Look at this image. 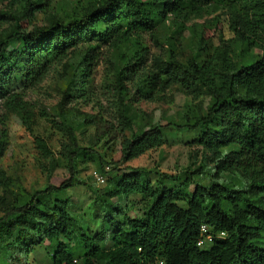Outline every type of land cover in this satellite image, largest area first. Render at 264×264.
Masks as SVG:
<instances>
[{
  "label": "trees",
  "instance_id": "1",
  "mask_svg": "<svg viewBox=\"0 0 264 264\" xmlns=\"http://www.w3.org/2000/svg\"><path fill=\"white\" fill-rule=\"evenodd\" d=\"M50 3L39 0L46 8ZM35 4L26 0L20 16L7 14L14 23L0 35V97L6 108L24 112V102L9 92L11 87L40 80L51 65L77 52V65L56 107L68 130L62 149L69 176L20 201L0 199V251L12 259L14 253L44 247L49 264H264V0H101L66 22L56 19L27 29L22 21ZM207 8L226 10L234 41L258 52L249 62L237 64L226 45L212 53L200 51L186 62L173 57L155 61L154 69L140 74L128 59L114 77L122 94L126 81L139 74L134 88L142 97L151 96L157 85H176L186 95L207 99L204 109L182 122L148 126L134 125L130 108L121 101L123 161L178 135L198 147V156L192 154L173 174L128 165L107 172L97 151L78 144L66 123L65 101L83 96L101 47L153 33L168 15L183 28ZM79 115L82 124L95 128L94 145L111 141L110 128L98 117ZM2 137L0 160L6 149ZM35 144L50 156L41 140ZM84 156L96 159L109 176L101 190L93 191L88 210L79 213L71 208L68 190L89 187L74 169ZM134 204L140 207L132 214ZM202 226L213 238L198 246Z\"/></svg>",
  "mask_w": 264,
  "mask_h": 264
},
{
  "label": "rangeland",
  "instance_id": "2",
  "mask_svg": "<svg viewBox=\"0 0 264 264\" xmlns=\"http://www.w3.org/2000/svg\"><path fill=\"white\" fill-rule=\"evenodd\" d=\"M26 0H5L0 3V35L14 23L7 14L21 15ZM22 21L27 29L44 26L52 20L63 22L80 15L89 5L101 0H51L49 7L39 5V0ZM231 48V58L239 63L249 62L258 52L240 46L234 41V34L228 27V16L224 8L203 9L200 15L191 16L179 28L173 17L168 15L160 22L153 33L133 36L116 45H105L99 49L94 60L90 83L83 96L65 101L66 123L74 129L77 142L81 147L97 151L107 172L111 168L126 165L146 167L173 174L185 167L192 154L199 153L196 146L188 144L181 137L171 140L157 149L130 161H123L119 150L120 131L119 110L121 101L133 114V124H164L166 121L182 122L192 112L204 109L207 99L184 94L180 87L157 85L151 96L135 93L134 83L137 75L154 69L155 61L168 60L170 57L186 62L198 52L212 53L215 47ZM239 45V46H238ZM78 54L73 51L66 60L51 65L40 80L25 84L17 83L9 92L19 94L25 104L24 112H15L4 106L0 97V133L5 141V152L0 160V199L6 196L10 201L28 197L33 191L47 184L58 185L69 176L67 160L63 155L62 144L68 143V130L56 116V107L62 98L66 83L77 65ZM135 64L139 74L126 81L127 92L119 88L115 72L127 60ZM79 114L98 117L103 125L110 128L111 141L103 146L94 145L95 128L82 124ZM125 136L128 135L126 131ZM41 140L50 156L44 157L36 147ZM100 164V162H99ZM74 169L78 178L89 187L77 186L68 190L72 200L71 208L85 213L92 204L93 191L101 190L106 184L109 173L101 172L94 158L79 157ZM104 176V183H98L93 173ZM137 199L130 198L135 202ZM140 207L134 204L131 213ZM1 215V209H0ZM79 263L78 260H76ZM49 251L39 247L27 254L14 253L12 259L0 251V264H49Z\"/></svg>",
  "mask_w": 264,
  "mask_h": 264
},
{
  "label": "built area",
  "instance_id": "3",
  "mask_svg": "<svg viewBox=\"0 0 264 264\" xmlns=\"http://www.w3.org/2000/svg\"><path fill=\"white\" fill-rule=\"evenodd\" d=\"M93 176L96 178L98 183H104V176L102 174H98L97 172L93 173ZM222 234V233H221ZM213 236L210 233H206V229L204 226L201 227V238L198 240V246H203L205 244L212 242Z\"/></svg>",
  "mask_w": 264,
  "mask_h": 264
}]
</instances>
